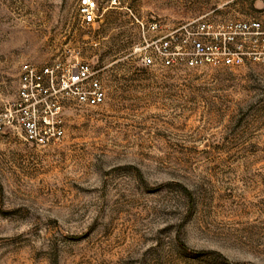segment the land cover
Masks as SVG:
<instances>
[{"label":"rangeland","instance_id":"rangeland-1","mask_svg":"<svg viewBox=\"0 0 264 264\" xmlns=\"http://www.w3.org/2000/svg\"><path fill=\"white\" fill-rule=\"evenodd\" d=\"M0 0V264H264V65L156 69L141 25L264 18V0ZM89 61L106 102L28 140L26 62Z\"/></svg>","mask_w":264,"mask_h":264},{"label":"built area","instance_id":"built-area-1","mask_svg":"<svg viewBox=\"0 0 264 264\" xmlns=\"http://www.w3.org/2000/svg\"><path fill=\"white\" fill-rule=\"evenodd\" d=\"M97 0H80L85 24L99 17ZM141 62L156 69L217 68L234 70L264 65V18L204 16L166 28L158 21L139 20ZM107 100L103 80L89 61L36 64L26 62L19 76L17 110L31 142L49 144L65 135L67 104L97 107Z\"/></svg>","mask_w":264,"mask_h":264}]
</instances>
